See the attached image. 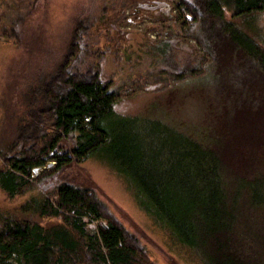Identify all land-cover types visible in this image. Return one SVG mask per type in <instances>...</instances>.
I'll return each mask as SVG.
<instances>
[{
  "label": "rangeland",
  "instance_id": "obj_1",
  "mask_svg": "<svg viewBox=\"0 0 264 264\" xmlns=\"http://www.w3.org/2000/svg\"><path fill=\"white\" fill-rule=\"evenodd\" d=\"M174 6L171 0H0V146L21 114L29 79L59 61L73 23L86 20L89 53L80 57L100 63L102 79L115 93L114 112L135 117L133 131L148 170L166 169V124L205 145L209 157L240 163L218 174L230 190L219 220L223 227L202 236L195 250L179 244L153 210V217L146 215L138 189L99 160L65 166L49 182L92 188L155 264H204L208 255L222 264H264V74L225 44L220 22L204 19L189 34L181 31ZM17 13L18 38L7 39L2 30ZM227 31L243 39L252 35L264 50V10L235 18ZM0 168V177L7 176L1 162ZM35 186L22 195L0 188V216H18L20 204L51 185ZM251 189L259 203L248 204ZM20 217L35 229L46 225L35 215ZM7 264H21L17 251Z\"/></svg>",
  "mask_w": 264,
  "mask_h": 264
},
{
  "label": "trees",
  "instance_id": "obj_2",
  "mask_svg": "<svg viewBox=\"0 0 264 264\" xmlns=\"http://www.w3.org/2000/svg\"><path fill=\"white\" fill-rule=\"evenodd\" d=\"M171 1L180 14L182 21L176 27L181 31L189 34L204 19L220 22L225 44L252 59L264 74L262 45L252 35L243 39L227 31L235 18L244 20L264 10V0ZM21 18L22 14H15L3 28L7 39L17 40ZM89 27L88 21L76 20L59 61L29 79L21 114L8 141L0 146V162L8 169L7 176L0 177V188L6 194L22 195L36 189V183L51 185L41 186L20 204L18 216H0V264H7L16 251L21 264H155L137 236L92 188L49 182L61 168L80 167L92 158L132 183L146 202L140 208L164 221L179 244L195 250L204 242L202 236L223 227L219 220L225 216L230 190L218 174L237 168L240 162L209 157L212 152L205 145L166 124V169L148 170L133 131L135 117L114 112L115 93L110 80L102 79L100 63H84L80 57L89 53L84 42ZM33 172L38 173L33 176ZM247 202L259 203L256 189L249 191ZM25 214L46 225L35 229L20 217ZM204 261L222 264L209 255ZM235 263L226 259L224 264Z\"/></svg>",
  "mask_w": 264,
  "mask_h": 264
},
{
  "label": "built area",
  "instance_id": "obj_3",
  "mask_svg": "<svg viewBox=\"0 0 264 264\" xmlns=\"http://www.w3.org/2000/svg\"><path fill=\"white\" fill-rule=\"evenodd\" d=\"M91 224H95V221H91Z\"/></svg>",
  "mask_w": 264,
  "mask_h": 264
}]
</instances>
